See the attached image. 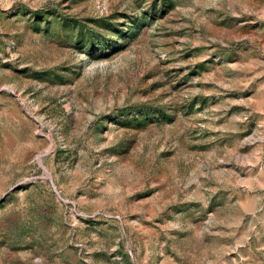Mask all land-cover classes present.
<instances>
[{"label": "rangeland", "instance_id": "374dc122", "mask_svg": "<svg viewBox=\"0 0 264 264\" xmlns=\"http://www.w3.org/2000/svg\"><path fill=\"white\" fill-rule=\"evenodd\" d=\"M0 264H264V0H0Z\"/></svg>", "mask_w": 264, "mask_h": 264}]
</instances>
